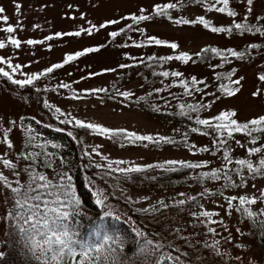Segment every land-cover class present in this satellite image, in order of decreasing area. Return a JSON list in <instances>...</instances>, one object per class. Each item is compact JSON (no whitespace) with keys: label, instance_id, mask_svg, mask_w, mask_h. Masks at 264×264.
Wrapping results in <instances>:
<instances>
[{"label":"rangeland","instance_id":"rangeland-1","mask_svg":"<svg viewBox=\"0 0 264 264\" xmlns=\"http://www.w3.org/2000/svg\"><path fill=\"white\" fill-rule=\"evenodd\" d=\"M186 1L188 0H0V7L5 9L4 15L9 17L8 24L16 26V31L12 34L0 31V40H3L6 45L0 49V57L5 59V63L0 64V67L9 71L13 79L23 80L32 75L41 76L40 74L53 64L63 63L66 55L86 48H96L109 42L112 38L110 33L135 22L129 18L132 15H149V20L140 21L132 27L134 36L127 39L126 45L117 46L118 41H115L114 45L111 44L100 52L81 56L41 79L37 86L51 89L45 96V102L61 122L76 125L75 120H81L84 123L98 124L111 130L123 129L137 134L155 136L173 135L176 133L174 125L152 117L124 100L82 94L109 88L121 72L120 65L129 63L135 57L182 52L196 53L208 46L237 48L262 39L260 36L253 35L226 37L223 34L207 31L200 26L187 27L153 18L156 14L155 7L157 5L163 7L168 3L177 4L175 9L168 10L174 17L193 20L204 16L208 21L224 25L234 22H255L257 16L264 12L261 0H254L252 13L246 11L248 7L246 0H229V8L237 13L235 17H229L215 10L208 11V8L201 5H184ZM16 3L22 5L18 11L15 8ZM210 3H214V0H206L207 5ZM221 6L216 5V7ZM142 9L144 11H141ZM244 17L248 18L247 21ZM109 20H116L119 23L109 24L104 28L99 27ZM92 25H96L97 30H93L91 35L82 32L80 36H55L58 32H76L82 28L88 29ZM5 27L6 25L0 22V29ZM9 36L21 41L19 48L9 42ZM48 36H53V39H45ZM150 36L164 40L167 44L176 43L178 47L171 49L166 45L150 42L143 47L137 46L141 39L148 40ZM28 40L43 41V43L30 45L26 43ZM127 56L133 57L127 58ZM9 61L12 65L19 64L21 67L12 73L7 66ZM105 69H114V71H104ZM204 71L200 69L195 71V74H204L206 73ZM239 73L242 76L240 91L234 96L217 100L207 116H214L223 111H235L237 113L235 118L238 121L264 116V81L258 79L259 76L264 75V56L241 63ZM61 84H69L70 87L63 88L60 87ZM257 90H260V95L253 96L252 93ZM148 91L149 89L140 87L139 79L131 80L123 87L124 93H132L127 97L132 98L148 94ZM164 93H166L165 90L162 94ZM156 106L164 107L160 103ZM22 118H33L45 128H52L46 115L37 108V99L34 95L15 93L0 85V157L7 155V158L13 159L18 165L16 171L20 172V176L16 177L11 170L4 168L2 163H0V170L10 180L20 179L21 182L25 179V175L17 156L22 150L19 126V120ZM9 129H11L9 139L13 143L11 149L7 148L3 140V133ZM82 142L92 162L107 170H110L109 164H112V168L115 169L133 165L145 166L170 160L203 161L210 158L207 153H195L184 149L154 150L120 145L108 136L96 133L83 136ZM199 142L205 143L206 140L199 139ZM118 160H123L125 163L122 165L113 163ZM222 180L223 178H220L201 184L161 188L140 184H119L113 188L114 192L129 201L136 211L152 213L165 205L177 204L176 202L181 199L188 201L196 195L216 190L222 184ZM263 188L264 179L251 180L244 187L226 191L224 196H203L195 207L163 214L156 217L154 221L188 259L192 258L204 264H248V261L256 256L255 264H264V254L246 236L248 227L245 222L237 218L234 212V205L238 201L233 202L231 209L227 204L229 197L247 196L256 198V206L262 211L259 197ZM12 205L13 195L6 188L0 187L1 240H3L5 214ZM202 211L218 213L212 219L222 220L224 223H208L207 218L199 216ZM120 217L123 218L121 214ZM225 226L231 232L232 243H226L224 240V237L229 236V231L224 230ZM208 228L217 229L219 235L209 233ZM237 228L243 230V236L236 233ZM216 240L220 243L213 248L212 245ZM240 241L245 242L246 247L238 250L235 244ZM248 245L252 248L250 252L247 250ZM237 255L241 257L239 261L236 259ZM165 257L174 264H183L180 255L165 254ZM43 264H47V261L43 260Z\"/></svg>","mask_w":264,"mask_h":264},{"label":"trees","instance_id":"trees-1","mask_svg":"<svg viewBox=\"0 0 264 264\" xmlns=\"http://www.w3.org/2000/svg\"><path fill=\"white\" fill-rule=\"evenodd\" d=\"M261 1L264 7V0ZM191 4L209 8V5L206 4V0H202V2H200V0H188L184 5ZM230 9L235 11L232 8ZM223 14L227 15V13ZM260 17H264V12L257 16L255 22L248 23L254 25L264 23ZM153 18L157 20H166L173 24H177L176 20H186L184 18L172 16L168 10L163 15L155 14ZM210 22L208 28H205L199 23H180L177 25L187 27L200 26L210 32H212V27L229 28L234 26V23L224 25L215 24L212 21ZM136 23L138 22H134L130 25L133 27ZM128 26L117 29L115 32H120V35L115 38L112 37L109 42L96 47L99 48L97 52L102 51L111 44L114 45L115 41H118L117 46L126 45L128 43L127 39L134 36L133 28H129ZM122 29L123 31H121ZM219 34H223L226 37L253 35L260 36L262 39L237 48L208 46L196 53L182 52L188 53L192 57L187 63L175 59H160L161 57L167 56L175 57L180 53L135 57L132 58L129 63L125 64L128 65V67L121 69V72L109 88L103 91L82 94L86 96L100 95L102 97L124 100L127 104L134 105L148 115L159 118L176 127L175 134L163 136L173 140L174 143H166L163 141L160 143H155L153 141H127L123 139V134L116 137L106 135L113 142L120 145L146 147L154 150L184 149L195 153L201 152L209 154L210 158L207 160L183 161L186 163L202 164L207 162L206 166L200 169H181L179 164L168 165L166 162H156L148 164L153 165V167H147L148 165L141 166L143 170L139 173L121 174L116 171L104 169L100 166L98 167L92 162L89 154L85 151L82 137L92 133H100L93 129L83 128L78 125H70L67 122L59 121L53 110L45 102V96L51 89L47 87L39 88L37 85L41 79L49 76L51 73L39 76V79L34 80L31 85L24 87L13 84L7 78L0 76V85L3 88L26 96L34 95L37 99V108L41 113L46 115L49 123L52 125V128H45L33 118H22L19 120L22 150L17 158L19 163L22 164V172L25 175V179L22 183L26 182L28 179V174L24 171L28 161L20 159V157L28 153L46 154L36 159V168L38 171L45 172L54 179L60 174L72 178L70 183L76 191V196L80 204L75 209L77 214L70 218L69 223L73 225L74 230L77 232V239L86 241L92 240L90 233L95 225L101 222V218L103 217L102 222L105 224L109 234L119 237V240L123 241L122 244L119 243V240L117 241L120 248L117 259L122 260L123 264H162L165 260L167 264H174L165 257V254L180 255L183 264H204L199 261H194L192 258L188 259L187 256L181 253L174 242L169 240L168 235L157 227L154 219L166 213L195 207L203 196H224L226 191L244 187L247 185L248 181L264 179V174L261 172L253 174L249 172L246 165L241 166L236 163L239 159H245L251 162L255 168H261L260 161L264 160V134L259 132L254 133L253 135L257 137V141L256 143H252V137L236 133L234 134V138L228 139L226 145H220L219 143H214V141L223 139L224 134L217 133L207 126L196 124L197 118L213 119L215 116L219 115L207 116L217 100L229 97L221 90V84H230L233 88H241L242 76L239 73V65L241 63L250 62L257 57L264 56V33L238 32L233 27L232 32ZM148 43V40L141 39L138 45L143 47ZM251 45H257V47L253 48ZM212 48L217 49L218 52L224 53V55L222 56L211 51H206ZM227 49L241 52L243 55L241 57H232L227 53ZM94 53L96 52L88 54ZM131 57L133 56H127V58ZM59 69H55L54 71ZM200 69L205 70L204 72L206 73L200 75L195 74V71ZM165 71L169 72L167 77L161 75V73ZM173 71H178L182 73V75L180 77H173L171 75ZM229 72L232 73L231 80L241 79L240 85L237 86L230 83L226 78ZM193 77L198 81L195 85L191 83ZM134 79L140 80V87L142 89H149L148 94L137 96L136 98L122 95V93H124V85ZM181 81H184L188 85L187 90L184 85L181 84ZM164 90L166 93L162 94ZM189 92H191V95L188 94ZM169 101L170 103H168ZM159 103L163 104L164 107L159 108L156 106V104ZM181 105H184V107L181 108ZM189 105L198 110L193 111L189 108ZM200 105H203V107H200ZM247 121L249 120L238 122L243 123ZM216 123L219 122L213 119V124ZM194 127L199 129V131L192 132L191 129ZM69 132L72 133L71 136L68 134ZM152 136L154 140L160 137L155 135ZM199 139H205L206 142L200 143ZM237 140L240 141V144L236 143ZM241 144L244 146L241 147ZM193 145L196 147L193 148ZM204 147H207L209 151L203 152L199 150ZM253 147H260L261 152L250 154L249 149ZM225 151L228 152L231 163H227L224 160ZM171 168L180 170L171 171L169 170ZM221 168H223V172L221 173V178H223V180L222 184L219 185L216 190L203 195H196L195 201L190 199L186 201L184 205L168 204L167 207H161L152 213L136 211L129 201L114 192V188L119 184H140L146 187L161 188L164 186L195 185L205 183L206 181H215L214 179L203 178L201 174L206 171L210 172L214 169ZM224 173H227V177ZM235 185L240 186L237 187ZM262 194H264V188L259 197V200H261L260 206L263 208L262 211L256 204L246 205L245 207L257 213L264 212V195ZM97 198L104 200V205H97L95 202ZM236 205H234V212L237 218L245 222L248 227L246 236L252 240L257 248L264 254V216L258 214L249 218L246 213L236 211ZM12 208L13 205L7 212L11 211ZM105 212L110 213V215L105 216ZM120 214L123 218L120 217ZM117 217H119V219H117ZM15 224L16 221L5 214L3 240L0 239V253H2V255H0V264H43L45 258L41 257L40 260H37L36 255L33 254L31 243L22 237L15 227ZM136 231H144L147 237L154 241V244L162 243L166 246L159 250H154L153 247L150 246L142 253L138 247L140 238L135 235Z\"/></svg>","mask_w":264,"mask_h":264},{"label":"snow or ice","instance_id":"snow-or-ice-1","mask_svg":"<svg viewBox=\"0 0 264 264\" xmlns=\"http://www.w3.org/2000/svg\"><path fill=\"white\" fill-rule=\"evenodd\" d=\"M202 2V0H200ZM248 13H252L254 9V0H246ZM216 5H222L221 7H216ZM22 7L19 3L15 4V8L17 11ZM177 7L176 3H168L161 7L157 5L155 7V12L157 15H163L169 9H175ZM215 10L218 13H227L229 17H235L237 13L229 8V0H214V3H210L208 11ZM141 11H144L143 9ZM5 9L0 7V22H3L6 27L0 29V31H4L6 33L12 34L16 31V26L8 24L9 17L4 15ZM131 20L135 22L147 21L150 19L149 15H132L129 17ZM247 17H244V20L247 21ZM262 21H264V17H260ZM20 23L19 21L17 22ZM119 21L109 20L104 24H101L99 27L104 28L109 24H116ZM177 24H189V23H199L202 24L205 28H208L210 25V21L206 20L204 16H200L197 20H176ZM39 27V26H36ZM129 28L132 25L128 26ZM234 29L238 32H256V33H264V23L260 25L250 24L248 22H234ZM233 27L225 28V27H212L211 31L214 33H224V32H232ZM93 30H97L96 25H92L88 29H81L76 32L69 33H56L55 36H80L82 32H86L88 35H91ZM123 31V29L121 30ZM110 35L115 38L120 35V32H112ZM45 39L52 40L53 36H48ZM9 42L15 47L19 48L21 45V41L19 39L14 38L13 36L8 37ZM150 43H155L156 45H166L171 49H176L178 45L176 43L167 44L166 41L157 39L154 36L148 37ZM27 44H39L43 43V41L37 40H28ZM5 43L3 40H0V49L5 47ZM140 46V45H137ZM251 47L255 48L257 45H251ZM99 51V48H86L83 51H78L74 54H68L65 56L63 63L53 64L51 67H48L44 73L40 75H47L48 73H52L54 69H59L64 67V65L68 64L71 61H75L81 56H84L88 53H93ZM206 51H211L217 53L218 55H224V53L218 52L217 49L212 48ZM228 54L232 57H241L243 53L227 49ZM151 59V58H150ZM162 60H179L187 63L192 59V57L188 53H180L173 56L161 57ZM226 59V57H225ZM5 59L0 57V64H4ZM7 66L11 69L12 73H15L21 66L19 64L12 65L9 61L7 62ZM121 68L128 67V65H120ZM104 71H114V69H105ZM95 75V74H92ZM162 76L167 77L169 72L165 71L161 73ZM173 77H180L182 73L178 71H173L171 73ZM0 76H3L11 81V83L19 85L21 87L31 85L34 80L39 79V75L28 76L27 79H13L10 75L9 71H6L4 68L0 67ZM232 73L229 72L226 75V78L230 81L231 84L240 85L241 79L231 80ZM259 80L264 81V75L258 77ZM191 83L193 85L197 84L198 81L195 77L192 78ZM181 84L184 85L187 90L188 85L181 81ZM60 87L68 88L69 84H61ZM221 90L225 93L226 96H234L236 95L240 89L239 87H231L230 84H221ZM95 91H103V89H98ZM191 95V92L188 93ZM124 96H131L132 93H122ZM253 96L260 95V90L252 93ZM184 105H181L183 108ZM203 107V105H200ZM193 111L198 110L197 108L189 105ZM59 111V109H56ZM237 113L235 111H223L219 115L215 116L213 119L218 121L219 123L213 124V119H196V124L207 126L211 128L213 131L217 133L224 134V138L218 141H214V143H219L220 145H226L228 143V139L234 138V134L241 133L245 134L248 137H252V143H256L257 137H255L254 133H262L264 134V116H259L258 118L250 119L247 122H238L236 119ZM75 124L88 129H93L100 134L110 135V137H116L123 134V139L127 141H153L155 143H160L161 141L166 143H174L173 140L160 136L158 139L154 140L152 135H139L135 132H125V130L121 129L118 131L111 130L107 127H103L98 124L92 123H84L81 120H75ZM11 129L5 131L3 133V140L6 143L8 149L13 147V143L9 139V133ZM192 132H198L199 129L192 128ZM70 136L72 133H68ZM208 134V133H204ZM237 144H240V141H236ZM243 147L244 145H240ZM193 148L196 146L193 145ZM200 151L207 152L209 149L207 147L199 149ZM260 147H253L249 149V153H260ZM46 155L43 153H28L20 157V159H24L28 161L27 166L24 171L28 174V179L26 182H21L20 179H16L12 181L9 179L5 173L0 170V187L6 188L13 195V208L11 211L7 212V216L14 219L16 221L15 227L18 229L19 233L22 237L31 243L33 254L36 255L37 260H40L41 257H44L47 261V264H123L122 260L117 259L120 248L117 244L119 237L109 234L108 230L105 227V224L102 222L103 217L101 218V222L97 223L90 233V237L92 240L86 241L77 239V232L74 230L73 225L69 223L70 218L75 216L77 213L75 211L76 207L79 206L80 201L76 196L75 189L71 186V177H65L63 174L58 175L55 179L45 172L38 171L36 168V159L41 156ZM224 160L227 163H231V158L228 155V152L224 153ZM0 163H2L4 168H7L12 171V173L16 176H20V172L16 171L17 163L14 162L13 159L7 158V155L4 157H0ZM113 163L117 165H122L125 163L123 160L114 161ZM168 165H180V168L187 169H200L206 166L205 162L202 163H186L183 161H175L170 160L166 162ZM241 166L246 165L249 172L255 174L257 172H261L264 174V160L260 161L261 168H255L253 164L245 159H239L236 161ZM99 167V165H97ZM226 166V165H225ZM147 167H153V165H148ZM108 168L111 171H116L121 174L126 173H139L143 169L141 166L133 165L131 167H120V168H112V164L108 165ZM171 171H178L180 169L171 168ZM223 172V168L214 169L210 172L206 171L202 173L203 178L219 180L221 178V173ZM227 177V173H224ZM230 179V178H229ZM243 183V178H242ZM239 187L240 185H235ZM207 191V189H205ZM183 195V194H181ZM203 195V194H202ZM264 195V194H262ZM196 197H192L191 200L195 201ZM238 201L236 205V211L244 212L246 215L251 218L256 215L264 216V212L257 213L254 210H249L246 205H255L257 203L256 198H249L247 196H232L227 200L228 208H233V202ZM97 205H104V200L97 198ZM161 203H163L161 201ZM178 205H184L186 201L181 199L176 202ZM167 207V205H165ZM105 216L110 215V213L105 212ZM195 215V214H194ZM218 213L210 212V211H202L199 213L200 217L207 218V222L210 224H223L222 220H213L212 217L217 216ZM119 219V217H117ZM203 223V221H201ZM225 231H229V236L224 237L226 243H232L231 232L225 226ZM207 231L209 233H215L219 235L217 229L208 228ZM236 233L240 236H243V230L240 228L236 229ZM135 235L140 238L138 243V247L140 252H144L150 246L153 247L154 250H159L164 248L166 245L162 243H155L152 239L147 237V234L144 231H136ZM119 243L122 244L123 241L119 240ZM220 241L216 240L212 247L216 248L219 245ZM235 247L239 249H243L246 247L245 242L240 241L235 244ZM247 250L250 252L252 250L251 246H247ZM2 255V253H0ZM171 258V257H169ZM236 259L239 261L241 259L240 255L236 256ZM257 260L256 256H253L251 260L248 261V264H255ZM162 264H167V261H163Z\"/></svg>","mask_w":264,"mask_h":264}]
</instances>
